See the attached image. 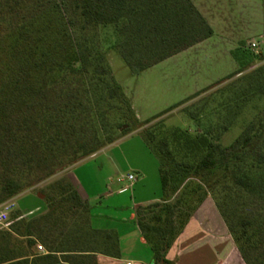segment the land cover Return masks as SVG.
Returning a JSON list of instances; mask_svg holds the SVG:
<instances>
[{
    "label": "trees",
    "instance_id": "trees-1",
    "mask_svg": "<svg viewBox=\"0 0 264 264\" xmlns=\"http://www.w3.org/2000/svg\"><path fill=\"white\" fill-rule=\"evenodd\" d=\"M48 2V20L39 26L35 21L18 24L5 56L0 58V205L31 187L33 181L48 179L113 144L118 138L101 143L98 127L91 138L83 130L95 126L99 117L117 112V102L126 105L137 122L104 56L99 28L113 26L115 34L127 38L119 52L134 73L214 34L192 0ZM51 36L52 47L48 42ZM232 55L238 64L234 73L176 107L239 75L244 85L240 98L226 90L215 91L209 97L211 102H206L220 100L217 113H211L219 116L223 109L232 112L238 104L264 100V63L245 73L246 58L236 50ZM261 59L264 61V56ZM189 114L197 121L203 112ZM152 127L144 129L141 136L159 161L162 202L144 207L138 225L153 253V263L174 264L167 253L192 213L211 197L245 263L264 264L260 225L245 219L239 230H234L216 202L226 203L232 192L264 195V107L228 148L214 141L211 128L193 135L181 130L167 132L160 124ZM126 134L127 129L119 138ZM254 143L259 146L253 151ZM220 174L224 180L219 192H204L202 183ZM193 180L198 181L196 189ZM49 189L51 195L46 200L37 198L45 204L44 214L0 232V264H97L96 254L118 253L115 235L92 228L89 206L68 179ZM36 237L45 246L44 253L37 251ZM255 250H259L256 258L246 260Z\"/></svg>",
    "mask_w": 264,
    "mask_h": 264
},
{
    "label": "rangeland",
    "instance_id": "rangeland-1",
    "mask_svg": "<svg viewBox=\"0 0 264 264\" xmlns=\"http://www.w3.org/2000/svg\"><path fill=\"white\" fill-rule=\"evenodd\" d=\"M7 1L0 0V58L2 55L5 56L11 44L10 36L14 34L15 27L21 22L45 23L48 20L50 8L48 0H11L9 4ZM193 2L207 17L214 31L213 36L203 45L184 51L141 73H134L119 52L120 46L127 41V38L115 34L113 26L98 29L102 51L111 68L114 80L130 98L140 123L135 121L126 105L117 102L116 106H119L117 112L107 113L103 119L99 117L95 126L84 128L83 132H86L89 138L96 133L98 127L102 130L100 131L101 143H106L110 137L118 138L115 141L117 142L135 132L142 134L144 129L150 130L153 128L152 126L160 124L167 132L181 130L188 131L193 135L206 133L211 128V131L214 132V141L221 147L228 148L242 134L248 123L256 117L258 111L264 107V100L254 99L244 104H238V107L232 112L223 109L217 116L215 113H217L216 109L220 100L214 99V103L207 104L208 101L211 102L209 97L217 90L233 92L234 97L240 98L244 86L239 79L240 75L215 86L200 97L176 107L196 93L215 85L218 81L234 73L238 69V65L231 53L233 50H236L239 56L246 58L245 73L264 63L261 59L264 56V0H193ZM41 28H44L43 25ZM42 36L47 37L43 33ZM48 42L52 47L53 36ZM251 42H259L260 45L257 49L252 50L249 47ZM41 97L45 98L44 95ZM226 100L228 101V98ZM208 111L210 113L215 111V113L210 114ZM189 112L195 116L203 112V115L196 121ZM147 121L150 123L144 125ZM126 129L128 134L119 138L123 130ZM136 142L133 140L123 147L124 155L130 163L146 165L147 161L141 154L132 152L137 146ZM107 146H102L98 152ZM258 146V143H254L250 150L254 151ZM130 150L133 154L128 152ZM95 154L48 179L41 182L33 181L31 187L11 199L16 202V207L10 214L8 224L0 227V232L7 231L20 222L29 221L39 215L45 204L39 202L38 199L46 200L47 196L51 195L49 188L57 182L66 180L68 171L74 165L88 158L85 163H82L87 168L82 171L86 173V176L83 175L85 179H82L80 188L91 196L100 193L112 169L111 166L106 165L105 171L102 173L99 166L102 162H109L107 157L116 154L108 153L106 158L102 156L96 158ZM93 156L94 158L90 159ZM123 165L125 167V164ZM222 177L220 174L216 176V179L212 178L210 181L202 183L203 191L211 194L219 192L220 182L224 180ZM34 179L36 177L32 178V180ZM191 182L192 184L195 182L196 189L198 181ZM191 186L193 187V185ZM38 195H42L43 198H39ZM216 202L227 215L229 224L234 230H239L238 226L248 219L256 221L264 234V195L232 192L227 197L226 203H221L222 201L217 199ZM15 215L19 216L16 220L13 219ZM37 245H41L44 249V251L38 252L44 253L45 246L38 238L36 239ZM258 253L259 250H255L249 254L246 260L251 262Z\"/></svg>",
    "mask_w": 264,
    "mask_h": 264
},
{
    "label": "crops",
    "instance_id": "crops-1",
    "mask_svg": "<svg viewBox=\"0 0 264 264\" xmlns=\"http://www.w3.org/2000/svg\"><path fill=\"white\" fill-rule=\"evenodd\" d=\"M195 7L210 25L207 17L196 5ZM210 27L212 28L211 25ZM209 39L186 51L203 45ZM127 98L133 109L130 98L128 96ZM135 115L139 122L136 112ZM133 140L137 141V146L132 152L141 154L147 161L146 165L127 161L123 147ZM108 153L116 155L107 157ZM94 156L109 159L108 163H101L100 172L105 171L106 165L111 166L112 169L100 193L91 196L80 188L82 179H85L83 175L86 176V173L82 171L87 168L82 163L89 158L74 165L66 176L82 200L88 204L92 228L111 232L118 241V253L114 256L96 254L97 264H119L127 261L135 264H154L153 253L138 225V214L144 207L162 202L157 156L138 132L107 146ZM129 175L135 176L136 181L133 184H130L128 180ZM45 212L42 211L40 214ZM167 259L174 264H246L211 197H207L192 213L183 231L167 253Z\"/></svg>",
    "mask_w": 264,
    "mask_h": 264
},
{
    "label": "built area",
    "instance_id": "built-area-1",
    "mask_svg": "<svg viewBox=\"0 0 264 264\" xmlns=\"http://www.w3.org/2000/svg\"><path fill=\"white\" fill-rule=\"evenodd\" d=\"M259 45H260L259 42H251L249 47L252 50H255L259 47ZM128 180L130 181V184H133L136 181L134 175H129ZM15 207H16V202L14 200H9L0 205V227L8 224L10 220V214L15 209ZM36 248H37V251L39 252L44 251L41 245H37ZM119 264H135V263L131 261H127V262H123Z\"/></svg>",
    "mask_w": 264,
    "mask_h": 264
},
{
    "label": "water",
    "instance_id": "water-1",
    "mask_svg": "<svg viewBox=\"0 0 264 264\" xmlns=\"http://www.w3.org/2000/svg\"><path fill=\"white\" fill-rule=\"evenodd\" d=\"M38 196H39V198H41V199L43 198V196H42V195H38Z\"/></svg>",
    "mask_w": 264,
    "mask_h": 264
}]
</instances>
